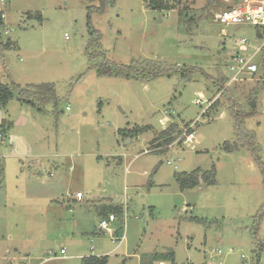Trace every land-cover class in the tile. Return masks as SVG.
Masks as SVG:
<instances>
[{
  "label": "rangeland",
  "instance_id": "1",
  "mask_svg": "<svg viewBox=\"0 0 264 264\" xmlns=\"http://www.w3.org/2000/svg\"><path fill=\"white\" fill-rule=\"evenodd\" d=\"M162 1L174 9L152 10L144 0L0 4L1 39L15 45L0 54V82L52 85L57 100L33 107L14 93L0 109V218L7 224L0 226V264H81L91 255L108 256L106 264H158L152 257L164 252L172 254L165 264L256 263L264 241L263 173L245 142L229 153L224 144L237 143L226 93L248 112L254 101L244 128L264 168V53L256 74L223 93L211 79L231 77L226 65L238 39L260 41L251 26L214 21L226 7L221 0ZM106 62L140 76L98 77ZM170 66L180 70L150 77ZM173 124L176 142L156 150L160 132ZM212 169V186L181 192L174 180ZM77 192L82 201L74 200ZM105 203L122 209L104 219L124 236L120 244L99 230ZM48 252L57 258L45 261Z\"/></svg>",
  "mask_w": 264,
  "mask_h": 264
},
{
  "label": "trees",
  "instance_id": "2",
  "mask_svg": "<svg viewBox=\"0 0 264 264\" xmlns=\"http://www.w3.org/2000/svg\"><path fill=\"white\" fill-rule=\"evenodd\" d=\"M147 3V7L152 10L157 11H167L174 9L173 6H171L169 3H164L162 0H144ZM98 11H101V9H98ZM29 16V15H28ZM37 18L41 20V16L39 14H36ZM5 30V27L3 25V22L0 21V54L3 51L12 49L15 47L13 41L10 39H7L5 41H2V35L3 31ZM171 68L161 70L159 72H153L150 77H157L161 75H170L172 72H177L180 70V68H177L175 66H170ZM175 67V68H174ZM187 72H196L198 71V68L195 67H184ZM96 73L98 77H115V78H124L128 76H140V71H136L135 69H132L131 66H121L116 64H111L110 62H106L96 68ZM213 85L218 88L219 93L225 92L227 90V87H225L228 83V78L226 76L220 74L219 77L215 79H211ZM222 92V93H223ZM14 93H16L17 100L21 104H28L33 107L36 106V104L40 103H46V102H52L53 104L57 103V100L54 95V88L52 85H37V86H27L25 88H21L19 85L16 84H3L0 82V109L5 107V105L8 103L9 100H11L14 96ZM226 96L228 97L230 101V107L227 108V112L230 114V116L233 117L235 120V131L237 135V143L235 142L232 146L225 142L224 144V151L226 152H232L233 150L238 149V145L240 143L245 142V146L248 147L249 151L252 153L254 160L256 164L260 167L263 178H264V168L262 167V163L260 161V158L257 156V148L254 146L253 142L254 140L252 137L248 135L249 131H247L244 128V122L246 119L251 118L256 111V104L254 101H249L248 107L250 111H245L242 106H239L237 101L233 99L232 94L226 93ZM216 101V100H215ZM215 101L212 103V105L215 103ZM210 105L208 109L212 106ZM4 127V123L1 124L0 128ZM150 129L148 126H145L143 128H134L129 133L132 135H139L143 131H146ZM177 129L176 124H173L169 126L166 130H162L159 134V138L163 139L162 144H158L156 150L165 151L163 149H166L170 147L173 143L176 142V138L173 137L171 134L174 133V131ZM123 130H119L118 134H122ZM192 134L191 131H186L185 135ZM255 138V137H254ZM180 142H178L179 144ZM215 174L214 170L212 169L211 172H209L206 175H199L197 171H194L190 174H175L174 180L178 184L179 189L181 192L185 190L193 189L197 186H199V180L202 181L203 184H206L207 186L215 185ZM264 180V179H263ZM111 211L114 212L116 215H119L122 213V209L118 207L111 208ZM257 252L255 254L256 256V263H259V257L261 253H264V241L259 242L257 245ZM154 260L163 261L172 259V254L169 252L162 253V254H155L152 257ZM107 257H84L81 260V264H106Z\"/></svg>",
  "mask_w": 264,
  "mask_h": 264
},
{
  "label": "built area",
  "instance_id": "3",
  "mask_svg": "<svg viewBox=\"0 0 264 264\" xmlns=\"http://www.w3.org/2000/svg\"><path fill=\"white\" fill-rule=\"evenodd\" d=\"M7 1L8 0H0V4H4ZM224 2L228 3V5L214 16V21L217 24L225 27L251 26L260 36V45L257 47H252L245 38H240L235 42L236 51L229 56L226 65L228 71L231 73V77L228 79V83L226 85L228 86L232 82L240 81L243 75L253 76L258 70L255 61L261 53H264V0H237L232 4L229 3V0H224ZM5 18V13L0 10V21L3 22ZM221 33L223 36L226 35L224 30H222ZM66 110H68V108H66ZM185 136L187 137L188 142L192 143V140L190 139L193 137L192 134ZM167 164H171V161H168ZM174 168H176V166H174ZM75 198L76 200L81 201L83 199V195L81 193H77ZM113 220V215L108 216L107 221ZM107 221L102 220L100 222V229L108 232L112 241L121 243L124 236L113 237ZM64 253V250L60 251L61 255H64ZM48 255L49 257L46 261L52 258H57L52 252H48ZM158 264L165 263L159 262Z\"/></svg>",
  "mask_w": 264,
  "mask_h": 264
},
{
  "label": "crops",
  "instance_id": "4",
  "mask_svg": "<svg viewBox=\"0 0 264 264\" xmlns=\"http://www.w3.org/2000/svg\"><path fill=\"white\" fill-rule=\"evenodd\" d=\"M221 1H223L224 2V0H221ZM232 1H234V2H236L237 0H229V3H233ZM225 3V2H224ZM228 5V3H226V6ZM255 35H256V39H258V41H259V39H260V36H259V34H258V32L255 30ZM252 47H257V46H255V45H251ZM20 172L22 173V170L20 169ZM2 175H3V168H2V165L0 164V180H2L1 178H2ZM20 175L21 174H19L18 173V175H17V177H13L12 175L10 176V179H15V180H18L19 178H20ZM184 192V191H183ZM77 193H79V192H77ZM76 193V194H77ZM75 194V195H76ZM74 200L75 201H77L78 202V200H76V198L74 197ZM83 200V199H82ZM81 200V201H82ZM113 207H117V206H112L111 204H103L102 206H100V214H101V217L103 218L102 220H104V219H106V217L108 218V216H110V215H113V216H116V214L114 213V212H112L111 211V208H113ZM118 208H121V207H118ZM101 220V221H102ZM100 221V222H101ZM100 224V223H99ZM0 226L2 227V226H4L5 228L7 227V224H6V222L3 220V218H0ZM99 230H101L100 229V227H99ZM101 231H104V230H101ZM106 232V231H105ZM111 232V231H110ZM108 233V232H107ZM109 234V233H108ZM112 235H113V237H119L118 235H115V233H111ZM111 237V236H110ZM4 240H3V238L2 237H0V244H1V242H3ZM118 243V242H117ZM118 244H120V243H118ZM0 247H1V245H0ZM165 253V252H164ZM5 254H6V250H2V248H0V258L4 261V260H6V257H5ZM92 256V255H91ZM87 257H89V256H87ZM94 257H104L103 255H100V256H94ZM107 258H108V256H106ZM84 258V257H83ZM47 259V258H46ZM46 259H45V261H46ZM81 260H82V258H81ZM108 261V260H107ZM157 263H159V262H162V261H156Z\"/></svg>",
  "mask_w": 264,
  "mask_h": 264
},
{
  "label": "water",
  "instance_id": "5",
  "mask_svg": "<svg viewBox=\"0 0 264 264\" xmlns=\"http://www.w3.org/2000/svg\"><path fill=\"white\" fill-rule=\"evenodd\" d=\"M201 182H202V181H201V180H199V183H200V184H201Z\"/></svg>",
  "mask_w": 264,
  "mask_h": 264
}]
</instances>
